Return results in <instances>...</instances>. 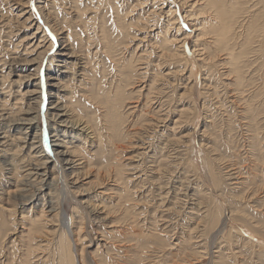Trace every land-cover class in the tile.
Here are the masks:
<instances>
[{
	"label": "rangeland",
	"instance_id": "374dc122",
	"mask_svg": "<svg viewBox=\"0 0 264 264\" xmlns=\"http://www.w3.org/2000/svg\"><path fill=\"white\" fill-rule=\"evenodd\" d=\"M151 1L0 0V154L4 155L5 151L16 154L14 163L17 164L12 176L7 164L11 160H3L0 155V264H14V256L23 252V244L28 240L31 219H37L38 209H48L47 200L50 199L49 187L35 183L41 177L32 175L22 181L23 170L39 165L40 161L30 165L31 157L22 158L19 140L16 141L19 145L9 150L12 134H16L13 121L22 117L26 109L35 108L29 101L30 96L24 95L27 87L21 76L36 75L37 70L43 97L34 109L38 119L32 132L41 133L42 150L47 153L46 164L50 158L47 173L58 177L53 189L65 192L61 210L68 220L72 216L73 225L83 234L79 242L71 239L75 263L264 264L263 42L261 45L264 33L258 29L247 46L244 40L248 20L243 21V26L240 23L236 26V32L230 36L225 48L214 45L208 50L211 60L207 64L200 59L204 54L198 55L201 52L195 51L198 49L195 44L200 41L198 31L194 23L183 16L185 8L176 0H160L168 7H176L173 13L180 17L179 33L176 32L178 41L181 40L178 49L185 52L194 67V123L190 125L185 121V113L181 115L175 111L178 105L184 109L191 107L187 103V86L170 88L168 95L172 93L179 101L164 104L159 110L157 103L144 101L143 93L150 72H143V79L134 84L135 89L141 88L135 93L133 104L136 106L124 123L127 132L124 142L130 143L127 147L117 142L118 147L124 145L119 149L122 155L114 154L112 158L123 164H120L122 178L106 175L104 158L96 146L88 147L89 138L71 144L66 136V144L74 145L76 150L75 157H69L71 163L67 167L62 166L46 147L44 109L47 103L50 102V106L55 102L59 105L68 102L70 109L80 116L92 111V105L85 106L83 85L79 84L80 80L83 81V67H87L89 75L100 79L103 86H108L113 63L111 58L103 56V49L99 47L101 43L96 42L102 39L96 26L103 24L105 32L112 35L116 57L129 55L130 51L139 55L145 49H151L153 57L150 59L157 60L159 27L164 19L160 9L168 7L164 4L165 8L163 5L160 8L161 5ZM244 1L245 5L247 2L253 5L249 17L264 6L263 0ZM117 16H120L121 23L143 21L129 25L125 43H121L117 35L121 33L116 28ZM262 20L264 17H259L256 22L260 24ZM149 24L155 25L149 27ZM48 39L53 47L47 51ZM244 47L248 50L240 53ZM231 53H240L238 71L232 68ZM51 54L57 58L53 63H50ZM185 54L182 57L186 59ZM102 64L105 65L103 74L100 71ZM141 65L146 66V62L135 63L136 69ZM161 67L162 72L167 68ZM54 69H59L60 73H55ZM6 70L10 73L3 79L1 75H7ZM73 71L77 76L70 75ZM165 81L166 78L162 77L160 81L153 80V84L162 88ZM50 83L58 84L55 88L58 91L51 90ZM46 87L49 94L56 92L49 101L45 97ZM178 117L181 119L179 125L174 123ZM84 156L86 160L92 158L99 172L96 173L95 165L87 170L82 168L84 160L81 158ZM65 182L71 185V189H66ZM38 184L41 190H38ZM33 192L38 199L36 203H31L33 206L23 204ZM41 197L45 199L44 204H41ZM99 209L106 215L101 213L98 218ZM102 216L105 221H101ZM38 219L42 221L38 225L41 232H32L31 243L36 246L31 247V252L36 255L33 258L35 263L48 264L55 259L53 239L61 229L55 226L57 232L54 226L51 227L56 225L55 222L44 223L47 218Z\"/></svg>",
	"mask_w": 264,
	"mask_h": 264
},
{
	"label": "bare ground",
	"instance_id": "6f19581e",
	"mask_svg": "<svg viewBox=\"0 0 264 264\" xmlns=\"http://www.w3.org/2000/svg\"><path fill=\"white\" fill-rule=\"evenodd\" d=\"M152 1L161 5L160 8H162V5L164 6V4H165V2H162L160 0H152ZM176 1H178L177 3H179L186 10V11H184L183 16L186 17L191 22H193L195 30L198 31L197 37L199 36L198 40H200V41L197 40L198 42L195 44V48L198 47V49L196 48L195 51L201 52L198 55H201L202 53L204 54V56L202 58H200L203 60V63L208 64L209 60H211V59H209L210 57L208 55V50L212 46L215 45L219 49H223L226 47V43L228 44V40L230 39V36H232L236 32V26L239 23L242 25L244 20L249 21L248 25L246 26V35H245L246 38L244 40V42H245V44H247V46L249 45L248 43H250L252 37L255 36L257 31H259L258 29H262V31L264 33V21L262 20L263 23L261 22L260 24H259V22H256L257 18L259 19V17H262V18L264 17V6H262L263 8H261V10H259L255 15L253 14L251 16L252 17L251 18V17H249L248 13H250L249 12V11H251L250 7H252L253 5H251V4L248 5V2H247V5H245L246 2L244 0H241V1L240 0H232V1L227 0L228 2H225L224 0H176ZM263 2H264V0H263ZM142 3H143V1H142ZM254 4H256V3H254ZM165 6L168 7L167 4H165ZM165 6H164V8H165ZM174 9H176V7H172V6L168 7L165 10L160 9L161 14H164V19H162L160 27H159L160 28L159 33L161 35L160 34H159L160 36L158 35L159 39H160V41L157 45L158 46V48H157L158 55H157V60H154V61H152V59H150L153 57V56H151V49L150 50L145 49L144 52H141L139 55H136L135 51H130L128 53L129 55L123 54V55L116 57V55H118V54L116 53L115 45L112 42V35L109 32L108 33L105 32V28L103 27V24L100 26H96V27H99L98 33L100 31V34L103 35V36L100 35L102 37V39H97L96 42L101 43V45L99 47L101 49H103V56H107V57L111 58V61L113 63L112 68L110 70V77L108 79L109 80L108 86H103L100 82V79H96V77L89 75L87 67L82 66L84 68L83 74L81 75L82 76L81 79L83 81L80 80L79 84L81 86L83 85V88H82L83 93L82 94H83L84 102L86 103L85 106L91 107V105H92V111H90V112L86 111V114L84 116L76 115L77 112L75 114V111H72L70 109L71 107L68 105V102H65L63 105H59V104H57V102H55L53 105L48 106L50 104V102H49V103H47V106H45V109H44V116L46 119V128H45V134H46L45 141L47 142L46 147L48 146L49 151L53 152V154L56 155V159L58 158L59 161L62 162V166H65V167L70 166V163H71L70 159L72 158L71 156H74L75 152H76V150L74 149V145H72L70 147L64 141L66 136L69 137L68 141L71 144L75 141H79L81 143L82 139L89 138L90 141H89L88 147L91 148V147L96 146L98 148L99 154L101 155V157L104 158V163L107 166L105 165L106 167L104 166V169L102 168L103 166H101V168L107 173L106 175L108 176L110 174H113L115 179L116 178H118V179L122 178L121 173H122L123 168L120 165L122 163L119 164L117 161L112 160V158H113L114 154L122 155V150L119 151L120 146H122V145H120L118 147L117 146L118 144L116 145L117 142L124 143V145H127V147H128V144L130 143L129 141L124 142V139L127 137V132L124 131V123H125L127 115H129L130 111H132L136 106V105L134 106V104H133V102L135 103L134 100L136 99L135 93L138 92L139 90H141V88L135 89L136 85H134V84H136L135 83L136 81H140L141 79H143L144 75L142 73L145 71L150 72V78L146 82V86H145L146 92L143 93L144 101L148 102V103H149V101L152 103H157V107L159 110L162 108V106L164 104L170 105L171 101H175V103H177L179 101L178 97H176L175 95H172V93H171V95H168V92L171 91L170 88H173V86H182L184 84L185 86H187V88H186L187 89V100H188L187 103H189L191 105V107L188 109H184L182 106L179 107V105H178V109L175 111H177L179 113L181 112V115H183V113H185L184 115L187 116V120H185V121L190 123V125L194 123V67L191 63H189V59H188L187 55L185 54V52L184 51L181 52L180 51L181 48L178 49V47L180 45L179 41H181V40L178 41V37H177L176 32H178L177 31L178 30V19L180 17H179V15L174 14L175 12L173 13ZM144 10H146V9H144ZM151 15H153V14H151ZM119 18H120V16H117L115 23L117 25L116 28H119L121 30V33H117V35L119 37L120 42L125 43L126 37L129 36V28H128L129 25L130 24L135 25L137 22L141 24L143 21L142 22L134 21L135 23H132L133 21L121 23ZM138 18L140 19V16ZM148 18L149 17H147V19ZM144 19H145V23H148V22H146L147 19L146 18H144ZM102 23H104V22L102 21ZM154 25L155 24H151V25L149 24V27L154 26ZM37 29H38V27H37ZM123 29L125 31H123ZM261 38H263V37H261ZM56 40L58 42V38H56ZM47 42H48V44H47L46 48L48 51L53 47V43L50 39H48ZM182 42H183V40H182ZM262 42L264 44V39H263V41H261V45H262ZM124 48H126V47H124ZM256 49H258V47ZM247 50H248V48L244 47V49L240 53H246ZM249 50H251V48H249ZM192 52H194V49L192 50ZM205 53H206V55H205ZM240 53H238L237 55L236 54L233 55L231 53V56H232L231 64H232V68L235 71H238L237 59H238V57H240L239 56ZM184 54L186 56V59L184 56H183L184 58L182 57V55H184ZM55 57H56L55 54L54 55L51 54L50 63H53V61H55V59H57ZM148 57H149V61H148ZM145 62H146V66L141 65V67H138L136 69L135 63H145ZM161 66H167V68L164 69V71L162 72L163 68ZM148 67H149V69H148ZM104 69H105V65L102 64L100 66L101 74L105 73ZM7 70H9V68H7ZM7 70H6L7 75L3 74V75H1V78L4 79L6 76H9L10 72H8ZM38 72L39 71L37 70V72H36L37 74L32 75L34 77H32L29 74H26L24 76H21V77H23L22 79L20 78L22 81L25 80V82L23 81V83H26L25 87H27V91H26V93L24 92V95L30 96L29 101H30V103L32 102L34 104L35 108L33 106L32 107L35 110H36V106L37 107L39 106L40 101L42 100V97H43V95H40L41 87L39 86L40 78L38 76ZM54 72L60 73L59 69H54ZM70 75H72L74 77V75H76V72L73 71ZM162 77L166 78L165 83L164 82L162 83V86H163L162 88L157 86L156 84H153V80L160 81L162 79ZM170 79H172L173 81ZM174 81L176 83H174ZM238 81H240V80H238ZM46 84H48V83H46ZM50 85H52V87H53V88H51V90H54L55 88L58 87V84H56V83H52V84L50 83ZM173 89H175V88H173ZM186 89H185V91H186ZM42 90H44V89H42ZM48 91H50V90L48 89V87H46L45 97H46L47 101H49V99H51L53 96H55V93H56V92L54 93L52 91L53 93L50 92V94H49ZM55 91H58V89H55ZM152 92L156 93V94H153ZM42 94H44V93H42ZM263 94H264V92H263ZM152 96H154V97H152ZM29 107H31V106H29ZM27 108H28V106H27ZM34 109H32V108L29 110L26 109L25 111H23L24 114L22 113L23 114L22 117L19 118L17 115V117L19 119H17L16 116H15L16 119L13 117L15 120L13 121V123L12 122L11 123L14 126L16 134L15 135H14V133L12 134L13 139L9 144V147H10L9 150H11V148L13 146L20 144V148L23 150L22 154H21L22 158L23 157H26V158L31 157V158H29V160L30 159H32L33 161L36 160L34 163H32L33 161H31V163H29V161H28V163L30 165L35 164L36 162L40 161L39 165H35L33 167L31 165L29 168L23 170L21 177H23V176L24 177H23L22 181L29 179L32 175H37L38 177H41L40 180L38 179L39 181L35 182V180H36L35 179L34 182L39 183L40 186L49 187L48 192L50 191L49 192L50 199L47 200V202H49V204L46 206V208H48V209L44 210V211L38 209V216L35 217L37 219H31L30 228L28 230V232H29L28 240L26 241L25 244H23L24 245V247L22 249L23 252L19 253V255H17V257L14 256L13 259L16 260L14 262V264H37V263H35V259L33 260V258L36 255H32V252H31V247L36 246V245H33L31 243V234H32V232H37V231L41 232V230L38 226V225H40L39 222H42L41 219H38L41 217L48 219V220L45 219L43 221L44 223L47 221H50L51 224H53L55 222L56 225H51V227L54 226L53 229L56 230L57 232L59 229H61V231H59L60 233L59 234L56 233V235L54 236V239H53V241H55L54 248L56 249L55 250L56 251L55 259L53 258L51 260V262H48V264H77V262L75 263V259H74V255L72 253V248L70 246V243H71V239L79 242L81 239V236L83 234L81 235L80 230H77L75 225H73L74 222L72 221L73 220L72 216H71V219L69 218L70 220H68V217L66 216V214L64 212H62V210H61L60 205H61V200L63 197L62 195L65 192L64 193H62L60 191L57 192V189H53V187L57 184V181H58L57 178L58 177L57 178L52 177L47 173L48 168H49L48 163H50V160H49L50 158L48 159L47 164H46L45 160L47 159V156H45V155H47V153L45 154L44 150H42L43 149L42 148L43 143H41V138H40L41 133H40V131L32 132V130H35V127H36V126H34V122H35L36 118L38 119V114L37 113L35 114ZM159 110H158V113H159ZM169 111H172V110H169ZM161 112L162 111H160V113ZM192 112H193V114H192ZM95 113H98V114L94 115ZM161 115H164V114H161ZM157 116L159 117V115H157ZM4 117H6V116H4ZM179 117H181V116H179ZM179 117L176 118V121L174 122L177 125H179L181 123L182 117H181V119H179ZM8 120H9V118H8ZM4 123L7 124V122H4ZM8 123H9V121H8ZM0 125H2V124L0 123ZM14 129H12V131ZM4 130H6V129H4ZM8 130L10 131V129H8ZM8 130H6V131H8ZM3 131H2V133H3ZM5 134H6V132H5ZM6 137H8L7 134H6ZM8 139H9V137H8ZM18 140L21 141V143L17 144L16 141H18ZM124 145L122 147H124ZM127 147H125V148H127ZM87 150H90V149L88 148ZM9 154H12V153L5 151L4 155H2V154H0V155H2L1 157H3L2 158L3 160H5L6 158H9L11 160L10 163H7L9 165V170H8V168H7V170L13 176L14 170L17 168V164L14 163V160L16 157L14 155H16V154H12V155H9ZM69 157H70V159H69ZM89 157H93V156H89ZM84 158H87V157L84 156L83 158H81L84 160L83 161L84 165L82 168L87 170L88 168L95 165L92 162L93 161L92 158H89V160H86ZM102 159H101V161L103 162ZM122 166H123V164H122ZM51 168L52 167H50V169ZM52 169H54V168H52ZM60 169H63V168L61 167ZM95 169H96V173H97V171H98L97 165H95ZM52 172H53V170H52ZM78 172H79V170H78ZM53 176H55V175H53ZM63 180H66V177H64ZM212 180L214 181V179H212ZM39 184L37 185L38 190H41V189H39V188H41L39 186ZM65 187H66V189H68V188L71 189V185H68L66 182H65ZM16 192H17V190H16ZM34 192L31 193L28 197L25 196L26 198L24 199L23 204L28 203V204L33 206V204H31V203H36V201L38 199L36 197V193H34ZM22 200H23V198H22ZM44 200L45 199L41 197V200H40V201H42L41 204H44ZM96 206H93V208ZM97 211H98V214H96V216L98 218H101L100 217L101 213L106 215L104 213V210L99 209ZM216 212H217V210H216ZM216 215H214V217H216ZM105 217H107V216H105ZM102 218H103V220H101V221L106 220V219H104L103 216H102ZM47 223H49V222H47ZM43 226L44 225H42V227ZM55 226H58L57 227L58 230L55 229Z\"/></svg>",
	"mask_w": 264,
	"mask_h": 264
}]
</instances>
